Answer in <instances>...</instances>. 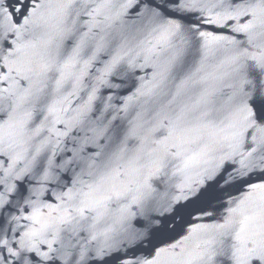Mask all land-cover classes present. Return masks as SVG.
Here are the masks:
<instances>
[{
	"label": "water",
	"instance_id": "1",
	"mask_svg": "<svg viewBox=\"0 0 264 264\" xmlns=\"http://www.w3.org/2000/svg\"><path fill=\"white\" fill-rule=\"evenodd\" d=\"M0 264H264V0H0Z\"/></svg>",
	"mask_w": 264,
	"mask_h": 264
}]
</instances>
